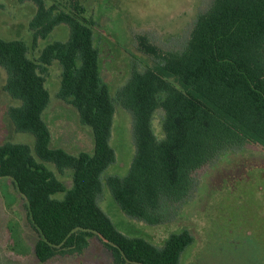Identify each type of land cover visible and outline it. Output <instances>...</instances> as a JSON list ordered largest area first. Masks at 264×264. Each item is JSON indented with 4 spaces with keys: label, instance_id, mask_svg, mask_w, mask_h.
I'll return each instance as SVG.
<instances>
[{
    "label": "trees",
    "instance_id": "16d2710c",
    "mask_svg": "<svg viewBox=\"0 0 264 264\" xmlns=\"http://www.w3.org/2000/svg\"><path fill=\"white\" fill-rule=\"evenodd\" d=\"M32 1L35 43L59 24L70 27L68 40L47 44L36 57L26 41L0 37L4 89L16 100L9 116L16 131L35 136L34 147L0 145V177L11 178L26 200L39 235L36 259L82 255L97 235L113 264H179L194 241L188 229L167 235L161 246L129 236L99 197L106 184L126 215L155 225L162 221V202L186 198L196 172L229 152L264 156V0H213L180 51L163 50L139 35L140 48L156 61L133 70L117 95L102 78L93 22L82 15L80 0L68 10ZM55 61L62 66L59 97L91 126L93 152L73 154L53 144L43 115L51 98L47 73ZM117 107L133 113L136 153L126 176H105L116 159L110 140ZM158 110L164 112L161 137L153 128Z\"/></svg>",
    "mask_w": 264,
    "mask_h": 264
},
{
    "label": "rangeland",
    "instance_id": "374dc122",
    "mask_svg": "<svg viewBox=\"0 0 264 264\" xmlns=\"http://www.w3.org/2000/svg\"><path fill=\"white\" fill-rule=\"evenodd\" d=\"M68 10L72 0H46ZM213 0H80L82 15L93 22L100 51L102 78L117 95L133 70H144L156 59L139 46L138 36L163 50H182L190 32ZM36 13L32 0H0V37L22 39L31 57L54 41L70 37L68 24H59L46 38L35 43L30 22ZM46 86L50 102L44 117L53 134V144L78 154L93 152L94 134L80 120L79 112L61 100L62 66L55 61L48 69ZM7 72L0 67V145L22 142L34 147L35 136L16 131L9 116L16 100L4 89ZM111 145L116 159L105 176H126L136 153L134 117L130 109L117 107ZM164 112L153 117V128L162 136ZM62 197L63 194H57ZM101 207L115 225L129 236H140L161 246L167 235L188 229L194 241L183 252L179 264H264V156L242 149L229 152L208 170L194 175L189 195L181 201L164 200L162 221L150 225L126 215L108 185L99 197ZM39 235L33 228L26 200L13 180L0 177V264H113L112 252L94 235L81 255L55 257L39 263L33 247ZM168 238V237H167Z\"/></svg>",
    "mask_w": 264,
    "mask_h": 264
}]
</instances>
